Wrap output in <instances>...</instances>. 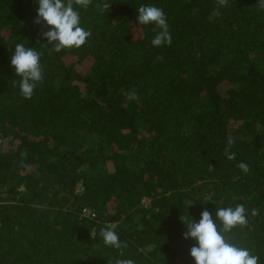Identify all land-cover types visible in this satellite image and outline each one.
I'll return each mask as SVG.
<instances>
[{"label":"trees","instance_id":"obj_1","mask_svg":"<svg viewBox=\"0 0 264 264\" xmlns=\"http://www.w3.org/2000/svg\"><path fill=\"white\" fill-rule=\"evenodd\" d=\"M258 3L92 0L78 8L90 38L57 53L34 23L37 0H0V264H195L181 216L238 204L249 226L228 235L264 264ZM141 5L163 9L171 46L151 44L160 29L139 25ZM17 43L41 53L30 100L13 86ZM109 225L119 250L100 236Z\"/></svg>","mask_w":264,"mask_h":264},{"label":"clouds","instance_id":"obj_2","mask_svg":"<svg viewBox=\"0 0 264 264\" xmlns=\"http://www.w3.org/2000/svg\"><path fill=\"white\" fill-rule=\"evenodd\" d=\"M39 5L37 18L34 23L42 28L50 30L42 31L41 35L53 46L57 53L62 50L80 48L86 44L91 36V31L81 26L80 12L78 8H87L92 0H37ZM219 4L227 6L228 0H219ZM100 8V6H97ZM104 4L101 11L109 9ZM257 7L264 11V0H259ZM212 15L219 16L218 11ZM138 22L141 26L155 25L160 29L151 40L154 47L167 44L171 46L172 35L167 22V17L162 8L153 5H141L138 8ZM41 53L36 49L26 47L23 43L15 45L11 56V65L15 69L19 81H14L13 86L18 83L20 94L25 99H31L37 86L43 83V66L41 65ZM128 100H138L135 89L126 95ZM234 144L232 139L228 140V148ZM225 149V155L229 161L236 159L234 152ZM26 152L22 155L26 156ZM239 169L248 173L249 165L240 162ZM259 215L258 209L251 210V216ZM216 219L208 210L201 213L199 222H196L188 214L181 216V221L186 225L187 231L184 239L191 238L196 241L190 250V255L195 264H259V257L254 255L250 249L233 243L230 234L234 228L248 227V212L243 204L235 207L218 208L215 213ZM219 222V223H218ZM100 236L106 246L121 249L124 247L119 239L118 233L111 225L101 229ZM123 257V253H120ZM114 264H136L131 258H116Z\"/></svg>","mask_w":264,"mask_h":264},{"label":"built area","instance_id":"obj_3","mask_svg":"<svg viewBox=\"0 0 264 264\" xmlns=\"http://www.w3.org/2000/svg\"><path fill=\"white\" fill-rule=\"evenodd\" d=\"M84 214L87 215L88 217L92 216V213H90L88 210H84Z\"/></svg>","mask_w":264,"mask_h":264},{"label":"rangeland","instance_id":"obj_4","mask_svg":"<svg viewBox=\"0 0 264 264\" xmlns=\"http://www.w3.org/2000/svg\"><path fill=\"white\" fill-rule=\"evenodd\" d=\"M146 203H147V202H146ZM146 203H145V204H146Z\"/></svg>","mask_w":264,"mask_h":264}]
</instances>
